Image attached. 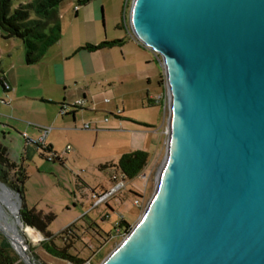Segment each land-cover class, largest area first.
I'll return each mask as SVG.
<instances>
[{
    "label": "water",
    "instance_id": "obj_1",
    "mask_svg": "<svg viewBox=\"0 0 264 264\" xmlns=\"http://www.w3.org/2000/svg\"><path fill=\"white\" fill-rule=\"evenodd\" d=\"M129 22L165 69L167 150L102 264H264V0H133Z\"/></svg>",
    "mask_w": 264,
    "mask_h": 264
},
{
    "label": "rangeland",
    "instance_id": "obj_2",
    "mask_svg": "<svg viewBox=\"0 0 264 264\" xmlns=\"http://www.w3.org/2000/svg\"><path fill=\"white\" fill-rule=\"evenodd\" d=\"M28 1L12 0V9ZM132 2L126 9L123 0H92L81 7L75 0H63L58 10L61 39L35 65L23 62L20 40L8 41L0 35V67L11 89L6 93L0 84V144L27 177L23 183L27 209L54 215L47 227L55 236L53 244L57 248L70 245L69 253L84 260L81 264H102L138 223L155 192L166 156L170 108L165 69L161 57L127 38L125 27ZM118 39H127L121 48L79 51L86 44ZM61 55L69 57L63 62L69 79H77V101L66 102V109L79 105L75 120L64 117V130L47 138L56 151L48 154L36 145L42 136L36 126L44 121L43 109L47 108L40 68L53 66ZM91 65L95 74L83 77ZM142 76L153 78L149 86L147 80H140ZM83 91L87 96L82 101ZM87 124L90 129L83 128ZM136 150L148 153L145 168L134 179L121 178L117 169L121 155ZM113 176L117 181L125 179L124 187L108 205L95 208L91 196L110 190L116 181ZM11 179L12 172L7 180ZM6 187L0 181V198L13 199L21 208L19 195ZM135 200L138 206L133 205ZM19 208L12 215L16 220ZM120 219L128 222L125 234L114 229ZM10 222L0 212V233L8 239L16 237ZM69 225L71 232L61 238ZM41 237L33 229L23 237L30 259L35 258L38 264H73L46 254L37 245ZM17 252L25 258L20 247Z\"/></svg>",
    "mask_w": 264,
    "mask_h": 264
},
{
    "label": "trees",
    "instance_id": "obj_3",
    "mask_svg": "<svg viewBox=\"0 0 264 264\" xmlns=\"http://www.w3.org/2000/svg\"><path fill=\"white\" fill-rule=\"evenodd\" d=\"M91 1L75 0L79 7L85 6ZM62 2L63 0H29L26 3H19L15 9H12V0H0L1 38L4 40L18 39L21 41L24 50V61L27 65L39 63L45 53L61 39L62 29L58 10ZM121 43L122 40L120 39L110 42H106L105 40L94 46L86 44L81 49L94 52L103 48L109 49ZM5 79L4 72L0 68V84L5 92H9L10 88ZM61 106H65V104ZM72 107L78 108L75 105H72ZM36 145L46 152L55 154L50 146L44 147L39 143H36ZM147 155L148 153L144 150L122 154L117 163V169L128 179H134L145 168ZM11 172L14 175V179L8 181V174ZM26 178L22 168L8 158L7 148L0 144V181L19 195L21 204L19 218L24 225V230L29 231V229L25 228L29 226V228L41 234L42 240L37 245L41 246L46 254L56 257V259L68 260L73 264H81L84 260L76 258L69 253L70 245L65 244L63 248H57L53 244L52 239L55 236L47 232V227L54 219V215L52 213L44 215L40 211L37 212L34 208L27 209L23 196V183ZM113 226L116 232L122 231L125 234L129 230L128 222L124 219H120ZM70 228L71 226L69 225L63 231L61 238L63 237L62 235H67L71 232ZM22 235V237L26 236L24 232H22ZM9 239L10 241L0 233V264H25L15 253L17 245L14 242L13 235L9 236ZM32 259L36 260L35 258Z\"/></svg>",
    "mask_w": 264,
    "mask_h": 264
},
{
    "label": "crops",
    "instance_id": "obj_4",
    "mask_svg": "<svg viewBox=\"0 0 264 264\" xmlns=\"http://www.w3.org/2000/svg\"><path fill=\"white\" fill-rule=\"evenodd\" d=\"M76 10L79 11L78 9H76ZM77 11L75 12V14H77ZM59 16H61L60 12H59ZM94 23H95V21H94ZM122 27H125V26H122ZM125 31H126L127 38L130 40L132 39V41L134 42V44L136 46H139L141 48L148 50V48L141 46L135 42V39L132 37L131 31H130V22L127 24V27H125ZM10 40H14V39H10ZM10 40H8V41H10ZM125 40H127V39H123L121 44H118L112 48L123 47ZM109 49H111V48H109ZM83 50L84 49L80 48L79 51H83ZM49 51L50 50H48V52L45 53V55L42 59L45 58V56L49 53ZM84 51H88V50H84ZM148 51H150V50H148ZM23 52H24V50H23ZM89 52H91V51H89ZM150 52H152V51H150ZM68 58L69 57H65V55H61L59 57V60H57L53 66L47 65L45 67L40 68L41 69L40 70V80L42 81V86H43V92H44L43 96H44V98H47L44 101L47 104V108L43 109V114L45 115L44 121H39V123H37L38 125L36 126L37 127L36 129L39 132V134H41V135L43 134V129H49V132L47 133L46 138H44V144L46 145V147L50 146L53 152H56V151L52 145L51 140H47V138H49V136L52 132H57V131L61 132L64 130L61 127V124H63L65 122L64 117L71 116V118L74 121L75 117L77 116L75 108L74 109H67L65 115H61L59 112L62 108V106H61L62 104H65L66 102L68 103V102L77 101V97H76L77 79L74 77H71L72 79H69V76H68L66 68H65L66 66L63 64V62ZM124 60H126V58H124ZM23 62L25 63L24 55H23ZM90 74L91 75L95 74V71H94L92 65H91V68H88L87 71L82 73V76L88 77ZM152 79H153L152 77H147V76L140 78V80H142V81L147 80L148 86L151 84L150 82L152 81ZM6 80L7 79H5V81ZM73 80L75 82L74 84L71 83V82H73ZM6 83H7V81H6ZM7 85H8V83H7ZM8 87H9V85H8ZM75 87H76V89H75ZM66 90H67V92H66ZM82 93L84 95L82 98V101H83L85 99V96H87V94H86V91H83ZM92 96L93 95L91 94L90 97H92ZM146 99L148 102H152L151 97L146 96ZM68 106L69 105H65V108ZM71 108H73V107L71 106ZM46 153L50 154L49 152H46ZM41 156L44 157V155H42V154H41Z\"/></svg>",
    "mask_w": 264,
    "mask_h": 264
},
{
    "label": "built area",
    "instance_id": "obj_5",
    "mask_svg": "<svg viewBox=\"0 0 264 264\" xmlns=\"http://www.w3.org/2000/svg\"><path fill=\"white\" fill-rule=\"evenodd\" d=\"M129 1L130 0H123L124 7L126 9L129 8ZM76 8H77V6H76ZM130 13H131V10H130ZM135 42H136V40H135ZM77 105H79V103L76 104L75 106H77ZM66 110L67 109L65 108V106H62V108H61V110L59 112H60L61 115H65L66 114ZM83 128L84 129H90L89 124L84 125ZM48 132H49V129H43V134H42L41 137H39V141L36 142V143H39L40 145L46 147V145L44 144V138H46V135H47ZM69 149H70L69 146H67L66 147V151H68ZM50 154H53V153H50ZM48 160H52V157H48ZM120 176H121V178H123V177L125 178V176L122 173L120 174ZM113 179L116 180V181L113 183V186H112V188L110 190L104 191L103 193H101V192L93 193V195L91 196V198L94 200L93 206L95 208L98 207L99 205H103V204L104 205H108V201L111 199V197L114 196V194H116L118 191H120L124 187V183H125L124 180L125 179L117 181L116 176H113ZM133 205L134 206H138L139 202L137 200H135L133 202Z\"/></svg>",
    "mask_w": 264,
    "mask_h": 264
},
{
    "label": "bare ground",
    "instance_id": "obj_6",
    "mask_svg": "<svg viewBox=\"0 0 264 264\" xmlns=\"http://www.w3.org/2000/svg\"><path fill=\"white\" fill-rule=\"evenodd\" d=\"M17 208H18V205H16V203L14 202L13 199H10V198L7 197L6 199L2 200L0 198V212L8 220L11 221L10 223H11L12 228H13L15 234H16V237L14 236V240H15L14 242L17 245V249L20 247L21 251L23 252V255L26 257V256H28V253H27L28 248H27V245L25 244V241H24V239L22 237L23 236L22 232H24L25 234L26 233L27 234L28 233L32 234V229L31 228L29 229V227H26L27 229H29V231H30L29 232V231L24 230L23 227L20 228L18 221L12 216L13 213H14V210H16Z\"/></svg>",
    "mask_w": 264,
    "mask_h": 264
}]
</instances>
